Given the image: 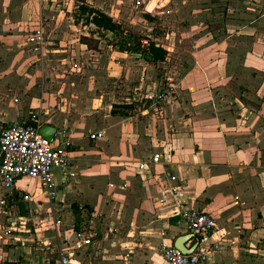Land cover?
I'll use <instances>...</instances> for the list:
<instances>
[{
	"label": "crops",
	"instance_id": "1",
	"mask_svg": "<svg viewBox=\"0 0 264 264\" xmlns=\"http://www.w3.org/2000/svg\"><path fill=\"white\" fill-rule=\"evenodd\" d=\"M37 2L0 0V126L35 122L66 130L73 145L76 178L63 183L60 174L55 172L58 190L53 207L62 215L63 198L72 193L70 189L81 185L80 177H85L97 184L102 193L90 204L96 217L103 215V222L91 225V221L75 220L62 230L60 238L68 242L73 237L72 230H81L99 241L105 250L107 236L114 228L117 237L128 244L127 250L108 249L100 256L96 255L95 246H91L78 253L72 264H166L159 255V246H173L178 237L188 234L181 213L190 208L211 215L216 222V238L225 240L221 252L210 255L201 264H264V0L249 3L246 0H181V8L193 9L194 13L223 5L232 17L222 20V32L218 34L217 21L210 22L201 15L199 20L192 21L189 12L183 14L187 17L183 22L189 21L187 27L193 24L199 32L204 27L210 30L204 35L199 33L198 39L195 37L192 54L182 51L178 56L174 52L170 54L174 42L173 48L163 47L172 57V63L187 57L191 64L182 62L180 66L166 67L168 73L176 77L167 78L175 82L170 84L175 94L168 102L155 107L160 110L158 116L150 114L151 105L143 110L147 115L141 118L138 115L143 114L126 117L113 114L112 104L103 107V103L108 102L104 95L101 99H87L82 104L89 108L85 111L80 109V104L72 110L65 96L81 92L83 88H75V85L56 86V93L62 95L60 105H57L56 93L38 98V89L24 85V79L18 75L28 69L27 62L37 63V59L30 52L18 50V41L22 27L35 16ZM240 5L241 13L234 11ZM95 6L116 22L122 20L120 1L96 0ZM150 6L156 8L158 0H152ZM166 11H162L163 16L170 14ZM254 12L257 18L252 16ZM238 13L241 17L236 18ZM73 37L66 33L67 39ZM76 41L79 46H73L75 50L62 44L66 50L51 53H71L70 60L65 61L68 66L76 61L78 67L80 52L89 56L97 52L76 38L71 42ZM111 53L114 59L120 56L130 57L137 64L145 62L142 75L146 79H151L155 73L156 65L144 57L121 51ZM125 63L132 64V61L125 59ZM123 69L125 64L120 67L113 63L112 70L105 71L107 77L101 78L98 86L101 88L103 81L106 85L109 79L119 81ZM125 70V76H133L132 66ZM158 83L156 80L148 83L150 90L154 91ZM138 88L142 90L141 83ZM93 89L89 84L90 95ZM10 90H14L15 97L22 98L21 102L14 103L7 97ZM98 131L104 132L105 137L91 141L89 135ZM156 153L161 155L164 165L138 170L139 163L148 162ZM22 181L32 182V189L27 185L18 186ZM15 187L17 192L31 198L19 205V211H47L49 202L37 181L22 178ZM171 188L182 196L173 195ZM160 200L163 203H159ZM46 233L53 237L52 231ZM231 240L235 245L229 244ZM25 252L27 254L22 255L21 249L7 250L11 258L5 256L6 261L43 264L48 258L33 248ZM125 252L130 255L126 260L123 259Z\"/></svg>",
	"mask_w": 264,
	"mask_h": 264
},
{
	"label": "rangeland",
	"instance_id": "2",
	"mask_svg": "<svg viewBox=\"0 0 264 264\" xmlns=\"http://www.w3.org/2000/svg\"><path fill=\"white\" fill-rule=\"evenodd\" d=\"M116 1H120V6L123 8V10L120 12V14L122 15V20H118L123 30H121V32L116 35H109L110 33L108 34L106 32H98V30L91 24H83L85 16H80L79 14L78 7L80 5L83 4L95 8L96 0H38L35 16H33L32 18L29 17L30 19L28 23L23 26L20 31L18 50L24 51L25 53H32L30 51V47L26 45V40L29 34L34 30V28L38 27L39 24H42V28L44 29V34L48 44L45 56L42 59H39L34 55V57L37 59V63L34 62L30 64L31 61L27 62V65L29 64L28 69L18 75L20 79H24V85L26 87L34 86L36 89H38V98L42 97L43 94L49 96L55 95L54 93L58 91L56 86L62 87L65 84H69L70 86L75 85V88H83L80 93L68 92L70 94L68 96H65L66 98H68V105L72 110H76L77 105L80 104V109L82 111L89 109L88 107L82 105L87 99L92 97L101 99L100 96L103 95L104 98L108 100V102L105 101L103 103V107H105L107 103L109 105L112 104L111 106H114L115 103L124 104L126 99L132 94L133 90L131 89L133 87H135L134 89L138 88L140 83L142 84L141 93L143 94V96L147 92H153V90H150V86L148 85V83H154L155 80L159 82L158 87L155 90L160 89V91L163 92L165 90H168L170 84H175V82H169L167 78H176L175 75H170L168 73V68L166 67L172 64L180 66L182 62H186V64L189 65L191 63L188 61L187 57L182 58L181 61L175 60V63H172V57L169 55V52L165 50L167 52L166 59L163 62L157 63L155 73L153 74L152 78L146 79L145 76L142 75V71L146 67L145 62L137 64L135 62L133 63V60L130 57L121 58L120 56H116L114 59L111 52H119L120 46L124 41L129 42L130 45H134L136 43H138L139 45L142 39L149 37L148 40L153 43L159 44L161 48H173L174 42L175 45L173 51H171L170 54L174 52L175 56H178L179 51H182L185 54H192V51H194L193 46L195 37H197L196 39H198L199 33L202 32V35H204L205 33H208V30L210 29L204 27L203 30L199 32V30H197L198 28H195L193 24L190 27H187L189 21L183 22V19L187 18L184 17L183 14L189 12L192 21H194V18L199 20V15H201L202 18L206 17L205 19L208 21L210 19V22L217 21L219 27H216L215 29H218V34H221L222 32V20L232 17L231 12L227 9V7H224L223 5H220L218 8L216 7L208 11L197 10L194 13V11H192L193 9L185 10L181 8L182 5H179V2L181 0H158V6L156 8L155 6H153L154 8L150 6L152 0ZM246 1L249 3L252 0ZM137 2H139L140 6L138 9H135L134 6ZM240 7L242 6L240 5L239 8H235L236 10L234 11H238L241 13L242 8ZM165 10L168 11V13L166 14H169V12L170 14L167 16H163L162 11ZM145 15H149L150 19L145 18ZM233 15L235 16V14ZM252 16L257 18L258 14L254 12ZM239 17H241V15H239L238 13L236 18ZM253 17L251 18V20L253 19ZM206 23L208 22H203V24ZM69 25H73L74 28L69 27ZM66 33L74 35L73 38H76L79 41L82 37H86V39H88L89 41L90 50H94V52L97 53H92L89 56L85 53L81 55L80 52V54L78 55V60L80 63L79 66H73L74 64L77 65L76 61H71L68 66L66 61L70 60L68 59L70 58L68 56H70L71 53H57L66 50V48H69L71 51L75 50V48H77L79 45L77 41L75 43L71 42L73 38L72 40L67 39ZM62 44H65L66 48H64ZM53 50H58L59 52H54V54H52L51 51ZM125 59H128V61H132V64H126ZM113 63L116 65H120V67L121 65L125 64V69L132 66L134 68V70H131V72L133 71V76H125L126 70L123 69L120 72L121 79L119 81L116 78L112 80L109 79L106 80V85L103 81L100 88L98 86V82L101 80V78L107 77L105 71H111ZM89 84L93 85L94 88L91 91V95L88 91ZM10 91L11 93H9V96L7 95V97L14 103L15 99L18 100L17 102H21L22 98L20 99L19 96L15 97V95L12 94L14 93V90ZM57 95L58 94L56 93L57 105H60L62 102H59V99H61L62 95ZM43 101L44 100H42V103ZM151 105V102L143 101V103L138 104L137 107H135L134 111H131L128 114L131 116L143 114V110H145V108L149 109ZM155 107H158V105H154L149 110V112L150 114H152V116L156 117L158 116L160 110L156 109ZM41 114L42 110L40 108L38 109L39 117L41 116ZM146 115L147 113L138 116L141 118L145 117ZM155 128H158L156 123ZM159 130L160 129H158V131ZM80 178L81 185L75 186L73 189H70L72 193L64 197L63 202L60 204L61 206L65 207L62 214V216L64 217L65 226H67L68 224H72L73 222H75V220H77L78 222L82 221L83 223H85L86 221H91V225H96L99 222H103V215L102 217H96V211L92 204H90L91 201H95L94 198L101 197L102 193L99 192L100 189L97 188V184H93L94 182L85 180V177ZM20 185H27L29 189H32L33 183L30 181H22L18 183V186ZM110 186L114 187L113 184H111ZM94 192H99V194H93V196H91ZM73 205L77 206V211H74ZM48 209L49 208H47V210ZM4 256L11 258L10 254H6V251H4ZM0 264H3V262L0 261Z\"/></svg>",
	"mask_w": 264,
	"mask_h": 264
},
{
	"label": "built area",
	"instance_id": "3",
	"mask_svg": "<svg viewBox=\"0 0 264 264\" xmlns=\"http://www.w3.org/2000/svg\"><path fill=\"white\" fill-rule=\"evenodd\" d=\"M139 6L137 2L134 8L138 9ZM148 39L149 37H146L140 41L141 49L146 50L150 43H153ZM26 42L36 58L42 59L45 56L48 43L42 24L34 28ZM174 90L170 86L163 92L157 89L143 96L141 88H138L125 103L138 105L146 101L151 102L153 106L162 105L174 96ZM39 127L40 123L35 122L0 126V261L4 263L7 260L4 251L13 249H21L22 255L27 254L25 250L31 248L43 252L48 255L43 264H72L78 253H83L91 246H95L97 256L106 253L108 249L127 250L128 244H124L122 239L117 237L114 228L107 236L109 241L105 250L100 247L99 241L81 230H72L73 237L68 242L67 239L60 238V233L66 226L63 216L53 207L58 190L55 172L60 174L63 183L76 178L73 145L66 130H56L52 139L48 140L38 133ZM104 137L102 131L89 135L91 141ZM164 164L161 155L156 153L148 162L139 163L138 170L143 171L151 165ZM22 178L38 182L42 195L49 202V209L45 214L40 211H26L25 214H20L19 205L31 200L28 194L16 190L15 184ZM170 179L173 180L174 177ZM170 191L177 197L182 196L177 189L171 188ZM159 203H163V200ZM181 214L185 231L191 235L185 247L189 249L193 243V248L188 254H182L173 246L160 245L159 255L166 264H201L207 261L210 255L221 252V244L225 240L216 238V222L211 215L191 208L183 210ZM48 231L53 232V237L46 235ZM229 244L235 245V241L231 240ZM129 256V253L125 252L123 259L126 260Z\"/></svg>",
	"mask_w": 264,
	"mask_h": 264
},
{
	"label": "trees",
	"instance_id": "4",
	"mask_svg": "<svg viewBox=\"0 0 264 264\" xmlns=\"http://www.w3.org/2000/svg\"><path fill=\"white\" fill-rule=\"evenodd\" d=\"M80 16H85L84 23L85 25H93L98 32H110L113 34H118L123 30L122 26L116 22L110 15L102 12L99 9L89 7L88 5H80L78 7ZM145 18L150 19L149 15H145ZM81 44L86 45L89 48V41L86 37H82L79 41ZM120 51L127 52L131 54H141L143 57H150V63L156 65L157 63L163 62L166 58L167 52L160 46H156V43H150L149 47L146 50L139 48L138 43L130 45L129 42L124 41L120 46ZM137 104H114L112 106L113 114H118L120 116H129V112L134 111ZM122 110V111H120ZM74 211H77V206L73 205ZM20 214H25L24 209H21ZM3 264H24L21 261H5Z\"/></svg>",
	"mask_w": 264,
	"mask_h": 264
},
{
	"label": "water",
	"instance_id": "5",
	"mask_svg": "<svg viewBox=\"0 0 264 264\" xmlns=\"http://www.w3.org/2000/svg\"><path fill=\"white\" fill-rule=\"evenodd\" d=\"M135 57H142L141 54H133ZM144 58L148 61H150V57L148 56H144ZM56 132V128L49 125V124H42L39 129H38V133L43 137L46 138L48 140L52 139L54 133ZM191 238L190 234H186L183 235L181 237H178L173 244V247L176 248L177 250H179L182 254H188L192 248L190 247L189 249H187L185 247V242L188 241Z\"/></svg>",
	"mask_w": 264,
	"mask_h": 264
}]
</instances>
